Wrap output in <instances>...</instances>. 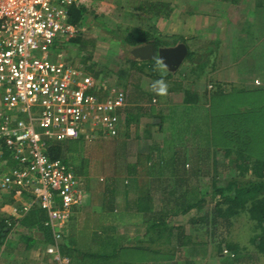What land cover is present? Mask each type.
I'll list each match as a JSON object with an SVG mask.
<instances>
[{
	"label": "crops",
	"instance_id": "crops-1",
	"mask_svg": "<svg viewBox=\"0 0 264 264\" xmlns=\"http://www.w3.org/2000/svg\"><path fill=\"white\" fill-rule=\"evenodd\" d=\"M101 2L100 8H105ZM149 3H154V0L139 2L135 9L151 18L152 15L144 11L146 8L144 6ZM262 9L264 10V5ZM102 10L104 11V9ZM87 14L82 21L88 19ZM163 16L167 17L166 14H161L154 18L155 20L148 18L150 21L152 20V23L148 22L149 25L143 23L127 24L126 33L123 38H119V41H121L124 48L130 51L135 46L125 43L124 39L128 31L137 26L145 29L153 28V30H156V36H159V38L162 36L161 38L169 43L168 45H157V47L174 46L180 42L186 43L189 51L182 62L183 65L181 64L177 70L171 71L158 57H155L158 58V63L152 66L150 60L135 58L130 52V62L133 67V70H131L134 71L136 76L133 87H126L125 85V90L122 87L115 86L126 92V105L121 113L119 133L116 136H109L108 140L100 132L93 138L83 135L79 139L56 141L52 144V147L62 145L63 155L61 159L73 167L85 191L84 202L81 206L74 208L73 214L66 225L65 234H67L66 230L70 232L71 227L74 229L77 225L75 227L77 230L74 229V231H78L80 236L95 234L97 239L100 240V243L90 242L85 250L78 248L76 262H74L72 254L68 253L75 264H158V255L153 257L151 253L141 254L135 251L139 247H150L151 249L154 247L151 242L141 240L147 232L148 225L145 221L143 222L145 224L144 230H136L133 234L127 235L129 233L127 229L123 231L124 235L119 236L118 241L110 238L109 241L102 242L101 236L98 234H102L106 230L98 226L100 222L96 224L92 218L96 217L99 220L105 215L118 212L126 218V225L134 223L138 226L140 222L138 223L137 218L157 215L156 212L161 207L159 201H166L165 206L168 205V202L173 204L180 192L176 193L177 195L175 192H165L163 186L174 183L175 187L180 186L179 189L183 191L188 187V192L182 196L188 204L197 201H199V204L188 212L178 213L177 215L173 213V221H178L179 217H185L197 209L199 214L193 216V221L199 224L203 217L209 215L208 212L203 214L202 209H200L208 200L207 196H213L212 198L216 202L226 197L216 193V190H213L210 194L208 193L207 178L209 175L208 172L204 171L206 169L205 159L213 150H221L228 155V149H236L234 137L237 134L235 130L238 122L240 121V124L245 126L243 125L245 120H251L250 116L254 115L253 113L248 114L254 110L251 106L252 103L240 106V112L236 109H226L222 112L218 109L219 105L231 99L236 90L244 92L249 89L264 90V47L258 65L255 62V58L259 56L257 52H240L237 50L239 47L230 51H226L225 47L221 49L225 41L224 35L228 33V30L230 34H236V32L242 31V28H239V26L236 29L234 27L228 28V21L221 19L219 33L216 34L215 38H210L213 45L218 46L220 50L216 51L213 48L204 50V45L201 46L199 43L205 37V29L201 26V19L197 21H194V18L188 19L186 24L183 22V29L181 28V30H178L177 27L174 28V25L171 24L172 28L170 30L163 31L160 21L158 22ZM262 22L264 26V19ZM236 23L238 25V22ZM81 24L76 25L79 28ZM248 25L239 33L241 36H252ZM88 29L93 31V24ZM262 33V40L264 41V29ZM98 39L86 38L85 36L74 37L66 43L59 42L57 48L78 42L81 48H87L90 44L92 46V48H89L90 51L92 49V52H100L103 46L100 43L102 41ZM204 43L206 44V42ZM242 60H245L246 64H238ZM182 70L185 73L183 78L180 77V71ZM96 80L101 83L98 79ZM209 80L215 85L213 91L207 89ZM179 83L181 84L180 87L177 85ZM103 84L107 88L112 87ZM209 86L212 87V84ZM2 108L3 104L0 96V124L2 122ZM220 119L225 120L226 123L221 124ZM227 122L230 124L228 125ZM101 138L105 139V142L99 145L98 141ZM76 152L81 153L79 160L76 157L77 155L74 156ZM65 153L67 156H65ZM178 156L184 160L180 165L177 163L179 162ZM261 159L264 160V158ZM76 160L86 161V164L90 166L86 169L83 167L80 171L77 169ZM108 161H110L109 165H107ZM235 162L233 161V166L237 169ZM96 165H99V167L108 166L106 170L108 173L104 174L103 172L106 171L103 170L100 171L99 177H92L91 172ZM20 166L21 163L14 159L12 153L0 140V169L9 172L12 168ZM178 168L183 169V178L175 175ZM217 168L222 169L227 168V166L222 167L221 164H218L215 169ZM214 174L213 178L219 179V181H215L216 184L219 187L222 186L221 178H219L221 173L216 171ZM235 182L237 181L229 180L223 185L226 186ZM139 184L149 185V194L141 193ZM158 188L161 193L157 191ZM170 189L172 190V188ZM29 199L30 195L21 191L17 186L10 189H0V226L5 223L6 219L18 221L19 225L8 233L7 239H22L26 243L25 249L29 255L28 261L46 264V261H49L50 258L45 253V246L53 241L48 242L42 230L32 225H22L20 220L24 216L13 215L12 212L15 205ZM140 200L151 201V208L149 210L142 209L139 203ZM152 204H154V207H152ZM36 209L43 212L45 218L48 217L46 210L41 209L39 206L32 208L26 215H30ZM215 209L216 206L210 215H213ZM81 217L87 219L82 220ZM175 218L177 219L175 220ZM80 219L81 222H79ZM179 225H182L180 226V233L183 234V242H172L168 243L167 246L170 245L172 248L177 246L187 250L190 248L188 244H191V236L187 234V227L183 224H176L175 226ZM27 238L32 239L33 245L31 248H27ZM118 250L119 253L116 252ZM132 251L133 254H131Z\"/></svg>",
	"mask_w": 264,
	"mask_h": 264
},
{
	"label": "built area",
	"instance_id": "built-area-1",
	"mask_svg": "<svg viewBox=\"0 0 264 264\" xmlns=\"http://www.w3.org/2000/svg\"><path fill=\"white\" fill-rule=\"evenodd\" d=\"M89 0H0V140L20 167L0 169V189L14 186L30 199L12 208L25 216L39 206L53 242L45 246L46 264H74L63 251L65 228L85 199L73 167L52 158L54 142L119 133L126 92L107 88L87 66L61 58V41L78 35L69 21L73 5ZM16 228L19 223L7 219Z\"/></svg>",
	"mask_w": 264,
	"mask_h": 264
},
{
	"label": "rangeland",
	"instance_id": "rangeland-1",
	"mask_svg": "<svg viewBox=\"0 0 264 264\" xmlns=\"http://www.w3.org/2000/svg\"><path fill=\"white\" fill-rule=\"evenodd\" d=\"M101 1H88V4L94 11L88 12V19L81 22L82 24L79 26L76 37L99 38L98 40L102 41L100 43L103 49L100 52H92V49L91 51L89 49L92 48L90 44L88 47L86 46L87 48H81L78 42L70 43L68 46L62 48L61 58L74 64H83L88 67L92 66L93 71H96L93 75L101 83L112 87L119 86L126 90L127 86L133 87L136 76L134 75V71H132L130 51L122 46L119 38H123V35L126 33L125 28L127 24L143 23L144 25H149L148 22L152 23V20L150 21L148 19V15L139 13L135 9V6L144 0ZM157 1L164 3L161 10L163 13L169 12L167 17L163 16L158 20L161 23L163 31L170 30L172 28L171 24L174 25V28L177 27L178 30H181V28L183 29V22L186 24L188 19L194 18V21L201 19V26L205 29V37L199 43L201 46L204 45V50L208 48H213L216 51L220 50L218 46L213 45L210 38H215L216 34L219 33V28L221 27L219 22L221 19L228 21V28L234 27L236 29L239 26V28H242V31L249 24L248 27L252 32V36H241L239 33L242 31L236 32V34H230L228 30V33L224 35L225 41L221 49L225 47L226 51H230L239 47L237 50L240 52H257L259 56L255 58V62L256 65L259 64L258 62L261 60L259 57H261L263 52L262 48L264 47V41L262 40L264 10L262 9L263 6H258L259 0H238L237 3L231 0H154V2ZM100 2L105 7L102 8L104 11L99 6ZM236 22H238V25ZM91 24L94 27L93 31H89L88 29L91 27ZM84 58H87V61H84ZM238 64L244 65L246 62L242 60ZM183 71H180V77L182 78L185 76ZM210 84H212V87L209 86ZM177 85L180 87L181 84L179 83ZM214 88V83L209 80L207 89L213 91ZM247 103H252L251 106L254 108L248 114L253 113L254 115L250 116L251 120H245L243 123L245 125L243 127H246L245 132H240L251 141V144L248 143L246 153L261 159L264 158V90L249 89L245 92L236 90L232 98L228 99L226 103L220 104L218 109L222 112L226 109H236V111L240 112L241 108L239 107L242 105L246 106ZM219 121L221 124L226 123L223 119ZM227 124L229 125L230 123L227 122ZM105 138L108 140L107 138L109 137ZM103 142H105V139L101 138L98 144L102 145L101 143ZM240 145L243 146L244 141L240 140ZM65 156H67L66 153ZM74 156L78 157L77 159L79 160L81 153L76 152ZM235 158L236 154L232 149L228 155L221 150H213L212 153L208 154V158L205 159L206 169L204 171L208 172L209 175L207 178V190L209 194L219 187L216 184L219 179L213 178L216 171L221 173L219 178H221L222 186H225L223 184H226L229 180L237 181L240 185V183L244 184L255 179V176L252 174L245 176L238 174L237 169L233 166ZM75 163L77 164V169L80 171L83 167L86 169L90 166L86 164V161L80 162L76 160ZM109 164L110 161L107 162V165ZM218 164H221L222 167L227 166V168L215 169ZM107 168L108 166H94L91 172L92 177H99L100 171H106ZM103 173L106 174L108 171ZM176 188L177 186L175 187L174 183L163 186L165 192L169 191L171 193ZM180 190L182 189H178V191ZM157 191L161 193L159 188ZM207 197L208 200L203 204V208L200 209H202L201 212L203 214L208 212L209 215L205 218L203 217L199 224L193 221V216L199 214L197 209L185 217H179L178 221H173L174 217L172 218V224H183L187 227V231L186 229L185 231L191 236V244H188L190 248L186 250L176 246L174 250L170 251L168 250L170 245L169 247L167 244L154 245L155 248L159 247L169 251L163 256L158 255V264H264V243L261 240L263 232L260 230L257 220L249 212L252 200L250 199V203L246 207L237 206L233 212H227L226 207L228 205L222 201L221 206L225 209H222V214H219L218 218L214 220L213 215L210 214L218 202L211 195ZM159 203L160 205L167 204L166 201H159ZM81 218L82 220L87 219L86 217ZM92 219L96 224L100 222L98 226L106 230V232L98 234L101 236L102 242H105L109 241L110 238L118 241L119 236L124 235L123 231L127 229L129 230L127 235L133 234L136 230H144L145 224L143 222H146L147 217L137 218L138 223L140 222L139 224L137 223L138 226L134 225V223L126 225V218L118 212L105 215L99 220L96 217ZM79 222H81V219ZM180 226L182 225L177 226V228H180ZM75 227L74 229L77 230ZM74 229L71 227L70 232L66 230L67 234L64 236L63 247L65 252L72 254L74 262H76L78 256L76 254V248L85 250L90 242L95 244L100 243V240L97 239V235L95 236V234H84L80 236V233L76 230L74 231ZM174 232H177V230L175 229ZM175 237L173 238L174 242H176ZM25 246L26 243L22 239L10 240L6 238L5 242L0 243V264H40L38 261H36L38 263L28 261L29 255Z\"/></svg>",
	"mask_w": 264,
	"mask_h": 264
},
{
	"label": "trees",
	"instance_id": "trees-1",
	"mask_svg": "<svg viewBox=\"0 0 264 264\" xmlns=\"http://www.w3.org/2000/svg\"><path fill=\"white\" fill-rule=\"evenodd\" d=\"M232 2H237V0H231ZM258 3L259 7H262L264 5V0H259ZM163 2L157 1L154 3L147 4L144 11H146L148 14H151V18H156L157 16H160L161 14L168 15L169 12H162V6ZM94 11L93 8L90 7L88 3L86 4H77L73 5L70 9L69 14V21L75 24H80L84 17L86 16V13ZM150 18V17H149ZM150 18V19H151ZM155 20V19H154ZM162 36H156V30H153V28L145 29L143 27L137 26L136 28L132 29L131 31H128L126 37H125V43L129 44L130 46H138L142 45L148 42H152L154 40V43L157 45H168V41L164 38H161ZM74 38H71L69 40H63V42H68ZM63 45V44H62ZM60 47V46H59ZM62 46L60 48H56V51L62 50ZM84 61H87V58H84ZM150 63L152 66H154L155 63H158V58H155L153 60H150ZM87 70L91 73H96L93 71V67L89 66L87 67ZM242 128V129H241ZM246 128V127H245ZM245 128L240 124V121L238 122V126H236V137H234V146H236L235 151L236 158L235 163L237 167L238 174L240 176L245 175H254L255 179L249 182H245L244 184L239 185L238 182L230 183L226 186H220L216 189V193L221 194V196H226L224 200L217 201L216 209L213 213L214 220L217 219L219 214H222V208L221 202L227 203V212H233L237 206L240 207H246L250 203V199L252 200V203L249 207V212L253 216L255 220H257L260 230L263 232V236L261 237L262 242L264 243V160L258 158L257 156L253 157L252 155H249L246 153V149L248 146V143L251 144V141H249L244 135L241 134V132H245ZM241 131V132H240ZM240 140L244 141V145H240ZM228 153H231V149H228ZM50 155L52 158H62L63 155V147L62 145H56L55 147H52L50 149ZM179 162H177L179 165L182 161L180 156H178ZM183 169H176L175 175L180 176V178L183 176L184 171ZM186 173V172H185ZM183 178V177H182ZM180 186L176 188V190L173 191V193H179L180 195L177 196V199L173 201V204H170L168 202V205H161L160 210L157 213V215L154 216H147L146 223L148 225L146 234L143 235L142 241L151 242L153 245H163L174 242L173 238L175 237L174 243H182L183 242V234L180 233V230L177 232H174L177 226L172 224V218L173 213L177 215L178 213H185L188 212L190 209H192L195 205L199 204V201L188 204L182 196L186 195L188 192L187 189L178 191ZM140 192L143 194H149V185L147 184H139ZM190 190V189H189ZM144 197V196H143ZM201 202V200H200ZM140 205L142 206V209L149 210L151 208L150 204L151 201L149 200H140ZM154 207V204H152ZM42 209V208H41ZM47 218V217H46ZM45 214L39 210H33L30 215L24 216L20 223L22 225H32L37 229H40L44 232L46 235V239L48 242L53 241V236L51 229L44 225V222L46 220ZM45 219V220H44ZM15 220V219H14ZM13 229L12 226H10L7 223V219L5 220L4 224H1L0 226V243L5 242L8 233ZM146 238V239H145ZM32 239L27 238V248H31L33 243L31 241ZM64 246V244H63ZM155 248L152 249L150 247L148 248H141L139 247L138 250H135L137 252H140L141 254H152L154 255H161L163 256L168 250L172 251L175 248L169 247L168 250H163L161 248ZM76 251L79 249L76 248ZM64 251V247H63ZM65 252V251H64ZM119 253V250L116 251ZM169 252V251H168ZM68 254L67 252H65ZM130 253V252H129ZM133 254V251L132 253ZM70 255V254H68ZM75 264V263H74Z\"/></svg>",
	"mask_w": 264,
	"mask_h": 264
},
{
	"label": "water",
	"instance_id": "water-1",
	"mask_svg": "<svg viewBox=\"0 0 264 264\" xmlns=\"http://www.w3.org/2000/svg\"><path fill=\"white\" fill-rule=\"evenodd\" d=\"M189 49L186 43L180 42L174 46L157 47L154 42H148L135 46L130 52L135 58L141 60H152L158 57L159 60L171 71L177 70L184 61Z\"/></svg>",
	"mask_w": 264,
	"mask_h": 264
}]
</instances>
